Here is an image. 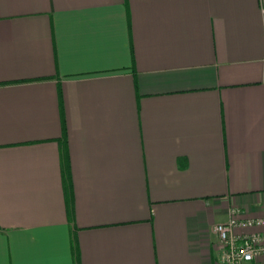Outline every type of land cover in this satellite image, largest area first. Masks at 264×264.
<instances>
[{"label": "crops", "instance_id": "1", "mask_svg": "<svg viewBox=\"0 0 264 264\" xmlns=\"http://www.w3.org/2000/svg\"><path fill=\"white\" fill-rule=\"evenodd\" d=\"M232 208L264 217L258 0H0V264H221Z\"/></svg>", "mask_w": 264, "mask_h": 264}, {"label": "built area", "instance_id": "2", "mask_svg": "<svg viewBox=\"0 0 264 264\" xmlns=\"http://www.w3.org/2000/svg\"><path fill=\"white\" fill-rule=\"evenodd\" d=\"M264 17V0H258ZM217 249L221 264H253L264 260V217L247 218L237 208L229 211V220L217 224Z\"/></svg>", "mask_w": 264, "mask_h": 264}]
</instances>
